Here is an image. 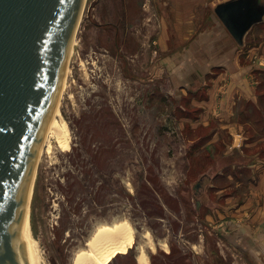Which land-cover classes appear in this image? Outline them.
Segmentation results:
<instances>
[{
	"label": "rangeland",
	"instance_id": "obj_1",
	"mask_svg": "<svg viewBox=\"0 0 264 264\" xmlns=\"http://www.w3.org/2000/svg\"><path fill=\"white\" fill-rule=\"evenodd\" d=\"M217 1L84 0L58 98L70 145L49 136L30 197L39 264H71L96 224L123 218L149 264L264 256V106L251 104L264 90V21L239 45ZM236 54L255 96L233 91L225 106L220 74ZM137 253L108 264H138Z\"/></svg>",
	"mask_w": 264,
	"mask_h": 264
},
{
	"label": "water",
	"instance_id": "obj_2",
	"mask_svg": "<svg viewBox=\"0 0 264 264\" xmlns=\"http://www.w3.org/2000/svg\"><path fill=\"white\" fill-rule=\"evenodd\" d=\"M83 2L0 0V264H27L21 222ZM213 10L239 45L264 21V0Z\"/></svg>",
	"mask_w": 264,
	"mask_h": 264
},
{
	"label": "bare ground",
	"instance_id": "obj_3",
	"mask_svg": "<svg viewBox=\"0 0 264 264\" xmlns=\"http://www.w3.org/2000/svg\"><path fill=\"white\" fill-rule=\"evenodd\" d=\"M74 38V36H73ZM73 38L71 43L73 42ZM64 85L62 80L61 87ZM53 135L56 141L64 148L70 145V129L65 117L59 111V101H57L54 111L48 121L46 131L42 138L37 155V162L42 147L47 142L49 136ZM36 162V163H37ZM36 169H34L26 209L21 222V238L25 250L27 264H39L36 239L32 234L30 197L34 183ZM136 229L130 219H121L112 222H100L93 227L91 234L87 238L85 245L80 247L72 258L71 264H108L109 261L120 252L128 251L132 246L138 249L136 259L138 264H149V257L142 243L135 237ZM148 245L154 248V240L149 230L142 234ZM168 248L166 242H162Z\"/></svg>",
	"mask_w": 264,
	"mask_h": 264
},
{
	"label": "crops",
	"instance_id": "obj_4",
	"mask_svg": "<svg viewBox=\"0 0 264 264\" xmlns=\"http://www.w3.org/2000/svg\"><path fill=\"white\" fill-rule=\"evenodd\" d=\"M249 63V62H248ZM240 58L238 56V54H236L232 60L230 61L229 60V63L226 64V69L223 70L221 72V77H227L226 78V81L224 82V84L222 85L221 89L224 91V102H225V106L228 105L229 102H227V97H231L232 98V93L233 91H236L237 94L239 96H243L245 93L246 90H250V88L252 90H250V97H254L255 96V80L253 79L251 73L249 72V70L252 68L251 67V64H246V65H242L240 66ZM225 75V76H224ZM252 77V81L249 79ZM255 81V82H254ZM216 91L218 92V89L217 87L214 88V92L212 94L211 97L215 98V93ZM226 96V97H225ZM217 106L221 107V103L220 102H217L216 103ZM260 212H258V215L260 217H262V219L258 222V224H261L262 226V229H263V226H264V209L263 208H259ZM261 231H257V235L260 236V237H257L256 238V247H259L261 248V250L264 248V230ZM261 233V235H260ZM253 252H254V255H255V260L257 262V264H263L264 263V256H261L259 254L256 253V251L254 249H252ZM264 252V250H263ZM259 253V252H258Z\"/></svg>",
	"mask_w": 264,
	"mask_h": 264
},
{
	"label": "trees",
	"instance_id": "obj_5",
	"mask_svg": "<svg viewBox=\"0 0 264 264\" xmlns=\"http://www.w3.org/2000/svg\"><path fill=\"white\" fill-rule=\"evenodd\" d=\"M257 95H256V101L255 104L251 102L255 110H258L261 105L264 106V90L260 89L259 85L256 89ZM247 103H249L248 100H246ZM257 106V107H256Z\"/></svg>",
	"mask_w": 264,
	"mask_h": 264
},
{
	"label": "flooded vegetation",
	"instance_id": "obj_6",
	"mask_svg": "<svg viewBox=\"0 0 264 264\" xmlns=\"http://www.w3.org/2000/svg\"><path fill=\"white\" fill-rule=\"evenodd\" d=\"M242 248H243V247H242ZM250 252H251V254H252L253 251H250ZM254 259H255V257H254ZM252 260H253V259H252ZM254 262H256V260H255ZM256 264H257V262H256Z\"/></svg>",
	"mask_w": 264,
	"mask_h": 264
}]
</instances>
